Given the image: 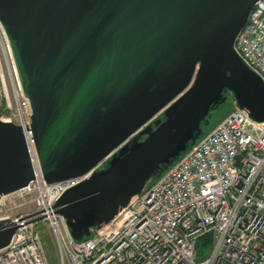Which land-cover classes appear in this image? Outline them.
<instances>
[{"label":"water","instance_id":"water-1","mask_svg":"<svg viewBox=\"0 0 264 264\" xmlns=\"http://www.w3.org/2000/svg\"><path fill=\"white\" fill-rule=\"evenodd\" d=\"M256 1L0 0L43 176L84 178L55 203L74 239L195 143L226 92L264 122V81L235 48ZM35 177L22 126L0 118V200ZM18 222L0 219V249Z\"/></svg>","mask_w":264,"mask_h":264},{"label":"built area","instance_id":"built-area-1","mask_svg":"<svg viewBox=\"0 0 264 264\" xmlns=\"http://www.w3.org/2000/svg\"><path fill=\"white\" fill-rule=\"evenodd\" d=\"M235 48L264 81V0L253 5ZM0 81V118L33 136V108L1 22ZM83 179L48 183L36 170L26 187L0 200V219L19 220L0 264H50L38 228L44 221L60 264H264V122L247 108L235 105L109 223L76 240L55 203ZM27 195L32 209L11 214L10 198ZM207 235L212 245L201 248Z\"/></svg>","mask_w":264,"mask_h":264},{"label":"rangeland","instance_id":"rangeland-1","mask_svg":"<svg viewBox=\"0 0 264 264\" xmlns=\"http://www.w3.org/2000/svg\"><path fill=\"white\" fill-rule=\"evenodd\" d=\"M235 105L236 103L233 95L231 93L227 94V100L213 111L210 123L205 127V133H208L218 122L226 117L233 110ZM159 116L162 115L160 114ZM32 199L33 195H27L24 197L14 196L10 198L9 205L12 209L9 212L14 215L31 210L33 207ZM38 228L42 232V240L50 264H60L61 260L58 243L50 226L44 221L38 224ZM198 259H200V257H198Z\"/></svg>","mask_w":264,"mask_h":264},{"label":"bare ground","instance_id":"bare-ground-1","mask_svg":"<svg viewBox=\"0 0 264 264\" xmlns=\"http://www.w3.org/2000/svg\"><path fill=\"white\" fill-rule=\"evenodd\" d=\"M4 27V26H3ZM5 29V28H4ZM225 118V117H224ZM223 118V119H224ZM218 124V123H217ZM26 139H27V142L29 143V149H30V152H31V155H32V162H33V165H34V167H35V171L36 170H40L41 171V166H40V161H39V157H38V161H37V155H36V151H37V149H36V146H35V140H34V137L30 134V133H28V135H27V137H26ZM192 145V144H191ZM190 145V146H191ZM189 146V147H190ZM184 153V152H183ZM182 153V154H183ZM181 154V155H182ZM180 155V156H181ZM179 156V157H180ZM178 157V158H179ZM177 158V159H178ZM176 159V160H177ZM42 172V171H41Z\"/></svg>","mask_w":264,"mask_h":264},{"label":"trees","instance_id":"trees-1","mask_svg":"<svg viewBox=\"0 0 264 264\" xmlns=\"http://www.w3.org/2000/svg\"><path fill=\"white\" fill-rule=\"evenodd\" d=\"M231 92L230 91H228V92H226L225 94L227 95V94H230ZM232 94V93H231ZM222 104V103H221ZM219 105H217V106H215L214 108H213V110L211 111V115L204 121V123H203V134L202 135H204L205 134V127L210 123V119H211V116H212V114H213V111L218 107ZM163 116V115H162ZM164 117V116H163ZM201 135V136H202ZM212 245V236L211 235H207V236H204L203 238H202V240L200 241V247L201 248H204V247H208V248H210V246Z\"/></svg>","mask_w":264,"mask_h":264}]
</instances>
